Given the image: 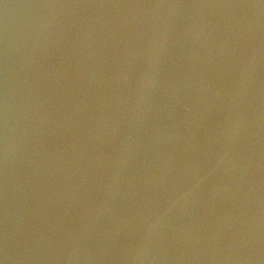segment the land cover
<instances>
[{
  "label": "water",
  "instance_id": "1",
  "mask_svg": "<svg viewBox=\"0 0 264 264\" xmlns=\"http://www.w3.org/2000/svg\"><path fill=\"white\" fill-rule=\"evenodd\" d=\"M0 264H264V0H0Z\"/></svg>",
  "mask_w": 264,
  "mask_h": 264
}]
</instances>
